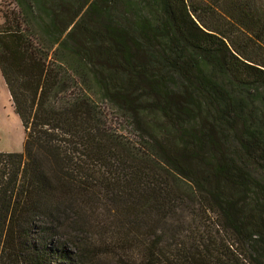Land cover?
<instances>
[{
	"label": "trees",
	"instance_id": "obj_1",
	"mask_svg": "<svg viewBox=\"0 0 264 264\" xmlns=\"http://www.w3.org/2000/svg\"><path fill=\"white\" fill-rule=\"evenodd\" d=\"M8 4L0 264H47L85 220L138 264H264V0Z\"/></svg>",
	"mask_w": 264,
	"mask_h": 264
},
{
	"label": "rangeland",
	"instance_id": "obj_2",
	"mask_svg": "<svg viewBox=\"0 0 264 264\" xmlns=\"http://www.w3.org/2000/svg\"><path fill=\"white\" fill-rule=\"evenodd\" d=\"M10 0H0V24L2 14L7 10ZM25 130L19 116L14 111L7 86L0 72V152L22 153L24 149ZM99 220V218L97 219ZM59 230L58 240L49 242L52 252L45 259L47 264H138L140 255L138 243L130 238L127 246H121L119 230L112 223L111 233H107L110 225H100L96 220L75 221ZM108 223V222H107ZM104 228H106L104 230ZM139 234L143 229H137ZM149 229L145 233H149ZM115 234V235H113ZM67 247V257L61 255V247ZM51 247V246H50ZM67 258V259H66Z\"/></svg>",
	"mask_w": 264,
	"mask_h": 264
}]
</instances>
